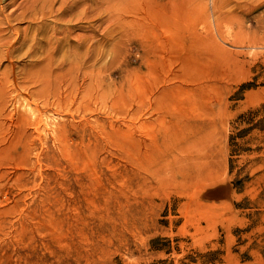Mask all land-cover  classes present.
Listing matches in <instances>:
<instances>
[{
    "label": "rangeland",
    "instance_id": "1",
    "mask_svg": "<svg viewBox=\"0 0 264 264\" xmlns=\"http://www.w3.org/2000/svg\"><path fill=\"white\" fill-rule=\"evenodd\" d=\"M0 264H264V0H0Z\"/></svg>",
    "mask_w": 264,
    "mask_h": 264
}]
</instances>
